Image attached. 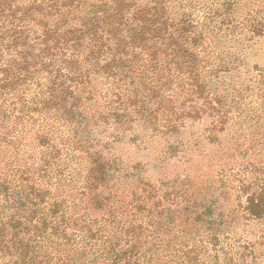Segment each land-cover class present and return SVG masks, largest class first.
Listing matches in <instances>:
<instances>
[{
	"label": "trees",
	"instance_id": "16d2710c",
	"mask_svg": "<svg viewBox=\"0 0 264 264\" xmlns=\"http://www.w3.org/2000/svg\"><path fill=\"white\" fill-rule=\"evenodd\" d=\"M185 111L240 160L125 192ZM0 264H264V0H0Z\"/></svg>",
	"mask_w": 264,
	"mask_h": 264
},
{
	"label": "rangeland",
	"instance_id": "374dc122",
	"mask_svg": "<svg viewBox=\"0 0 264 264\" xmlns=\"http://www.w3.org/2000/svg\"><path fill=\"white\" fill-rule=\"evenodd\" d=\"M185 107L188 108L189 104ZM187 113H183L175 129L157 131L160 134H152L141 124H136L134 130L137 132V143L128 144L122 140L113 149V153L120 158L121 167L115 177H119L117 183L125 192L137 188L135 182L123 179L127 169L134 163L141 164L140 172L151 187L158 189L163 184L166 186L188 181V190L196 194L210 182L216 188V176L231 171L235 166L233 159L240 160L238 152L233 155L229 149L242 129L239 131L235 124L228 125L220 135V145L217 146L218 141L211 143L208 140L206 131L210 127L205 115L194 120L185 117Z\"/></svg>",
	"mask_w": 264,
	"mask_h": 264
}]
</instances>
